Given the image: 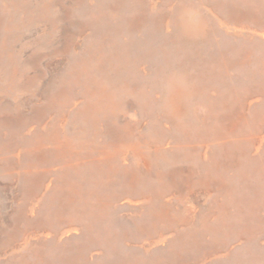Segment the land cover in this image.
<instances>
[{
  "label": "rangeland",
  "instance_id": "obj_1",
  "mask_svg": "<svg viewBox=\"0 0 264 264\" xmlns=\"http://www.w3.org/2000/svg\"><path fill=\"white\" fill-rule=\"evenodd\" d=\"M233 263L264 264V0H0V264Z\"/></svg>",
  "mask_w": 264,
  "mask_h": 264
},
{
  "label": "bare ground",
  "instance_id": "obj_2",
  "mask_svg": "<svg viewBox=\"0 0 264 264\" xmlns=\"http://www.w3.org/2000/svg\"><path fill=\"white\" fill-rule=\"evenodd\" d=\"M79 128V127H78ZM81 129V128H80ZM83 129V128H82ZM79 131V130H78ZM103 217L105 218V219H107V217L105 216V215H103ZM108 227H110V226H108ZM107 227V228H108ZM110 228H112V226L110 227ZM110 228H108V230H110ZM237 255V254H236ZM246 255V254H245ZM246 258V257H245ZM230 260V259H229ZM234 264V263H233Z\"/></svg>",
  "mask_w": 264,
  "mask_h": 264
}]
</instances>
